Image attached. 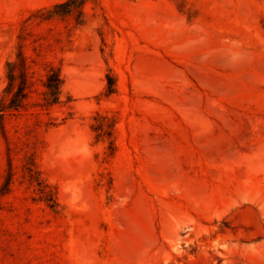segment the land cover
<instances>
[{
    "label": "rangeland",
    "instance_id": "1",
    "mask_svg": "<svg viewBox=\"0 0 264 264\" xmlns=\"http://www.w3.org/2000/svg\"><path fill=\"white\" fill-rule=\"evenodd\" d=\"M68 1L0 0V264H264V0Z\"/></svg>",
    "mask_w": 264,
    "mask_h": 264
},
{
    "label": "trees",
    "instance_id": "2",
    "mask_svg": "<svg viewBox=\"0 0 264 264\" xmlns=\"http://www.w3.org/2000/svg\"><path fill=\"white\" fill-rule=\"evenodd\" d=\"M90 0H69L68 2H66L65 4L59 6V7H67V6H70L72 8H70L71 10H69L67 13H70L72 10L74 9H81L83 8L87 2H89ZM9 79H10V88L11 89L13 86H14V83H15V79H16V76H14V73L11 72V74H9ZM24 87L26 86V82H24ZM24 89V88H23ZM112 93V90L111 92ZM17 103V104H16ZM19 102H16V101H13L9 106H4L3 110L2 111H5L4 109L6 108H14V109H18L20 108V105L21 104H18ZM12 183V175H10L7 179V182H6V186L9 187L10 184Z\"/></svg>",
    "mask_w": 264,
    "mask_h": 264
}]
</instances>
